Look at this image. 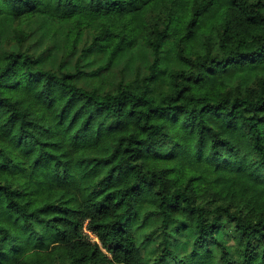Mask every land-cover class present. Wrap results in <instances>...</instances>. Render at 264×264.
Instances as JSON below:
<instances>
[{
	"label": "trees",
	"instance_id": "16d2710c",
	"mask_svg": "<svg viewBox=\"0 0 264 264\" xmlns=\"http://www.w3.org/2000/svg\"><path fill=\"white\" fill-rule=\"evenodd\" d=\"M151 243L264 264V0H0V264Z\"/></svg>",
	"mask_w": 264,
	"mask_h": 264
},
{
	"label": "rangeland",
	"instance_id": "374dc122",
	"mask_svg": "<svg viewBox=\"0 0 264 264\" xmlns=\"http://www.w3.org/2000/svg\"><path fill=\"white\" fill-rule=\"evenodd\" d=\"M44 32H46V34H48L49 36H53V39L56 36V30H54V28L45 29ZM49 36H47L46 38H49ZM140 58H141V55L137 54V59H140ZM137 61L140 62L139 60H137ZM177 240L182 242L178 248L179 252H185L187 249L191 248L190 232H186L184 234L178 235ZM154 245H155L154 243H151L150 245H147L146 248L141 249V252L144 255V259L146 261V264H152V257L150 255V252L152 251Z\"/></svg>",
	"mask_w": 264,
	"mask_h": 264
}]
</instances>
